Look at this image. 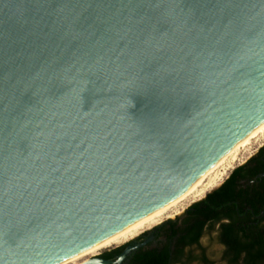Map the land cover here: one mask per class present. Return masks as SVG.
Segmentation results:
<instances>
[{"label":"water","instance_id":"1","mask_svg":"<svg viewBox=\"0 0 264 264\" xmlns=\"http://www.w3.org/2000/svg\"><path fill=\"white\" fill-rule=\"evenodd\" d=\"M190 3L143 39L67 41L52 13L18 45L35 14L0 0V264H55L123 229L264 119V0H237L215 37ZM98 254L78 264H111Z\"/></svg>","mask_w":264,"mask_h":264},{"label":"trees","instance_id":"2","mask_svg":"<svg viewBox=\"0 0 264 264\" xmlns=\"http://www.w3.org/2000/svg\"><path fill=\"white\" fill-rule=\"evenodd\" d=\"M262 172L264 143L218 187L187 208L181 227L175 230L181 233L180 252L183 246L198 243L201 236L208 235L222 245L224 264H264ZM110 247L103 248L100 255L119 249Z\"/></svg>","mask_w":264,"mask_h":264},{"label":"snow or ice","instance_id":"3","mask_svg":"<svg viewBox=\"0 0 264 264\" xmlns=\"http://www.w3.org/2000/svg\"><path fill=\"white\" fill-rule=\"evenodd\" d=\"M34 17L27 28L21 27L13 40L23 45L37 36L46 26V17L57 13L62 17L60 34L67 41L104 33L109 39H124L128 33L138 38L154 30L153 20L166 22L165 13L175 7L176 0H26ZM237 0H191L190 8L199 12L200 29L215 37L221 29L227 33L234 21L229 9ZM125 12L127 14L125 15ZM152 12H159L154 17ZM7 40V37H0Z\"/></svg>","mask_w":264,"mask_h":264},{"label":"flooded vegetation","instance_id":"4","mask_svg":"<svg viewBox=\"0 0 264 264\" xmlns=\"http://www.w3.org/2000/svg\"><path fill=\"white\" fill-rule=\"evenodd\" d=\"M190 206L191 204L178 213L167 212L148 225L137 229L120 242L111 245L110 248H119L116 251L107 255H100L98 253L101 251H99L94 255L98 254L99 257L111 261V264H210L212 260L201 243V239L208 235L201 236L198 243L183 246L180 252L181 233H175V230L181 227V222L187 214L186 210ZM215 242L222 247L216 240ZM122 254L123 257L116 262ZM189 254L192 256L190 257ZM219 264H224L221 256Z\"/></svg>","mask_w":264,"mask_h":264},{"label":"bare ground","instance_id":"5","mask_svg":"<svg viewBox=\"0 0 264 264\" xmlns=\"http://www.w3.org/2000/svg\"><path fill=\"white\" fill-rule=\"evenodd\" d=\"M255 136H261V145L264 141V119L260 121L257 125H255L247 134L238 139L228 150H226L202 174V176L179 197L175 198L174 200L170 201L159 209L153 211L152 213L142 217L141 219L133 222L132 224L124 227L123 229L107 236L106 238L74 253L73 255L55 264H75L79 261L81 262V260H83L86 256L95 253L99 249L123 240L125 237L134 233L140 227L144 226L145 224L151 221H154L163 214L167 213L169 210H171L172 207L179 204L180 202L187 203L203 198L208 192L212 191L214 188L221 184L227 174L234 168L235 164L240 160L238 157L240 153L238 152L239 150L237 148L242 143Z\"/></svg>","mask_w":264,"mask_h":264},{"label":"rangeland","instance_id":"6","mask_svg":"<svg viewBox=\"0 0 264 264\" xmlns=\"http://www.w3.org/2000/svg\"><path fill=\"white\" fill-rule=\"evenodd\" d=\"M261 141V136H255V137H252L250 138L249 140L245 141L244 143H242L237 149L239 150L238 152L240 153L239 154V161L235 164L234 168L238 165H241L242 163H244L250 156H252L254 153H256V151L258 150V148L260 147V142ZM264 142V141H263ZM262 142V144H263ZM261 144V145H262ZM246 151V152H245ZM248 151V152H247ZM244 161V162H243ZM233 168V169H234ZM232 169V170H233ZM231 170V171H232ZM230 171V172H231ZM230 172L227 174V176L225 177V179L228 177V175L230 174ZM224 179V180H225ZM223 180V181H224ZM222 181V182H223ZM221 182V183H222ZM218 187V186H217ZM215 189V188H214ZM197 201V200H195ZM195 201H192V202H180L179 204L175 205L174 207L171 208V210L168 211V213H178L179 211H181L182 209L186 208L188 205L192 204L193 202ZM182 203V204H181ZM183 206V207H182ZM182 207V208H181ZM181 209V210H180ZM179 210V211H178ZM164 215V214H163ZM161 217V216H160ZM159 217V218H160ZM158 219V218H157ZM156 220V219H155ZM152 222V221H151ZM150 223V222H149ZM149 223L145 224V225H148ZM144 225V226H145ZM142 226V227H144ZM141 228V227H140ZM139 228V229H140ZM120 242V241H119ZM118 243V242H117ZM201 243L202 245L206 248V251H207V255L208 257L215 263V264H219L220 263V256H221V253H222V247L219 246L216 242H215V239L214 237L212 236H204L202 239H201ZM115 244V243H114ZM113 245V244H111ZM111 245L107 246V247H110ZM105 248V247H103ZM99 249L98 251H96L95 253H92L88 256H86L84 259L88 258V257H91L92 255L98 253L99 251L102 252V249ZM106 250V249H105ZM104 251V250H103ZM100 252V253H101ZM83 259V260H84ZM82 261V260H81ZM80 262V261H79ZM77 262V263H79ZM75 263V264H77Z\"/></svg>","mask_w":264,"mask_h":264}]
</instances>
